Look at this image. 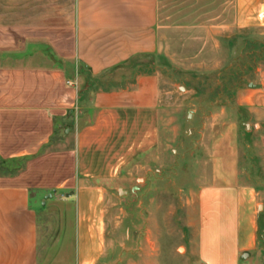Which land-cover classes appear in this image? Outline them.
<instances>
[{
  "label": "crops",
  "instance_id": "1",
  "mask_svg": "<svg viewBox=\"0 0 264 264\" xmlns=\"http://www.w3.org/2000/svg\"><path fill=\"white\" fill-rule=\"evenodd\" d=\"M262 5L257 0L260 24ZM157 7L158 0H0V264H48L39 261L38 218L53 196L74 205L72 264L100 262L102 201L121 169L159 141V81L145 72L157 47ZM254 86L245 133L256 132L264 158V69ZM240 159L237 130L228 127L209 150L193 241L181 255L197 257L180 264L251 256L264 264V178L257 169L255 185ZM8 162L18 170L2 169Z\"/></svg>",
  "mask_w": 264,
  "mask_h": 264
},
{
  "label": "rangeland",
  "instance_id": "2",
  "mask_svg": "<svg viewBox=\"0 0 264 264\" xmlns=\"http://www.w3.org/2000/svg\"><path fill=\"white\" fill-rule=\"evenodd\" d=\"M260 1L261 24L257 0H158L157 47L148 64L159 81V141L121 169L103 199L106 244L97 264H180L197 257L181 255L193 241L190 225L197 190L209 174V150L228 127L237 130L240 163L255 185L257 169L264 178L257 134L245 133L253 124L247 97L258 69H264ZM240 14L248 20L238 23ZM18 166L8 162L2 169L15 172ZM31 203L41 208L35 199ZM44 205L38 218L39 261L72 264L73 202L53 196ZM213 236H203L206 256L212 255ZM258 236L264 249L261 230Z\"/></svg>",
  "mask_w": 264,
  "mask_h": 264
},
{
  "label": "trees",
  "instance_id": "3",
  "mask_svg": "<svg viewBox=\"0 0 264 264\" xmlns=\"http://www.w3.org/2000/svg\"><path fill=\"white\" fill-rule=\"evenodd\" d=\"M146 66H147V65H146ZM146 66H145V67H146ZM148 67H149V70H145V69H144L146 73L151 72V70H150V65H149V64H148Z\"/></svg>",
  "mask_w": 264,
  "mask_h": 264
}]
</instances>
